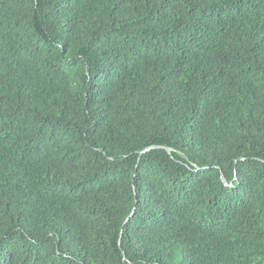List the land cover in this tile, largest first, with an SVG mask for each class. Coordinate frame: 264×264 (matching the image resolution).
<instances>
[{
	"label": "trees",
	"instance_id": "obj_1",
	"mask_svg": "<svg viewBox=\"0 0 264 264\" xmlns=\"http://www.w3.org/2000/svg\"><path fill=\"white\" fill-rule=\"evenodd\" d=\"M0 264H264V0H0Z\"/></svg>",
	"mask_w": 264,
	"mask_h": 264
}]
</instances>
